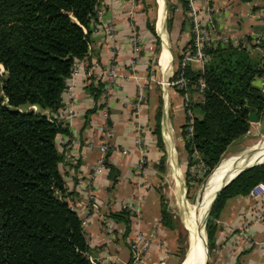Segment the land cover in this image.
I'll list each match as a JSON object with an SVG mask.
<instances>
[{
	"label": "crops",
	"instance_id": "crops-1",
	"mask_svg": "<svg viewBox=\"0 0 264 264\" xmlns=\"http://www.w3.org/2000/svg\"><path fill=\"white\" fill-rule=\"evenodd\" d=\"M155 2L152 25L160 42L158 51L152 50L155 38L147 29L141 3L101 0L85 67L67 81L60 120L67 125L69 135L58 136L56 142L63 156V179L72 194L70 204L81 220L90 260L95 264H131L134 241L139 238L143 244L151 234L155 238L143 264H175L178 257L179 232L163 185L167 172L175 179L179 158L187 154L184 99L171 82L191 41L192 27L189 10L184 13L177 1L172 6L176 13L169 29L165 0ZM195 8L203 26L213 24L214 29L209 30L212 46L241 45L252 57L260 58L254 36L264 33V0H210L207 4L197 0ZM109 25L115 30L112 39L106 33ZM111 64L119 74L113 91L107 99L101 94L95 101L90 89L103 84L97 75ZM189 65L201 71L199 65ZM253 85L258 87V78ZM139 91L142 99L138 110ZM249 124L250 128L264 126V116ZM109 167L116 171L112 173L115 182L109 177ZM162 204L171 213L174 228L163 224ZM260 207L262 220L255 222V203L248 195L225 202L214 219L216 232L208 264H264V197ZM122 213L125 217L121 220L111 216ZM107 221L113 224L112 230Z\"/></svg>",
	"mask_w": 264,
	"mask_h": 264
},
{
	"label": "trees",
	"instance_id": "trees-1",
	"mask_svg": "<svg viewBox=\"0 0 264 264\" xmlns=\"http://www.w3.org/2000/svg\"><path fill=\"white\" fill-rule=\"evenodd\" d=\"M177 1L186 13V0ZM100 3L0 0V264H95L81 220L70 204L72 194L63 179V156L56 140L69 135L60 120L67 81L75 62L87 57ZM167 26L172 27L171 18ZM147 29L158 51L159 38L149 21ZM260 47L264 50V42ZM203 50L207 60L202 71L188 65L186 88L175 89L181 96L189 95L188 109L198 114L193 117L192 136H186L184 125L183 138L187 154L200 157L208 176L229 146L248 133L244 108H254L258 120L264 116V94L253 85L262 75L263 59L252 57L241 45H210ZM200 78L205 84L202 94L197 88ZM90 92L97 101L103 84L97 83ZM193 95L200 99L194 101ZM155 134L161 145L159 131ZM109 169L115 182L112 173L116 171ZM259 183H264V164L239 176L215 199L205 228L209 255L216 232L214 219L225 202L247 196ZM111 216L121 220L125 214ZM161 220L174 228L165 204Z\"/></svg>",
	"mask_w": 264,
	"mask_h": 264
},
{
	"label": "built area",
	"instance_id": "built-area-1",
	"mask_svg": "<svg viewBox=\"0 0 264 264\" xmlns=\"http://www.w3.org/2000/svg\"><path fill=\"white\" fill-rule=\"evenodd\" d=\"M206 4L210 0H202ZM189 13L191 16V30H192V38H191V44L187 47L183 57L181 58L177 71L175 75L173 76L171 85L173 87H176L177 89L184 90L187 85V79L184 77V70L189 65V63L197 64L201 67V71L203 69V66L207 60L206 53L204 52L203 48L206 46L211 45V37L209 35V30H213V24L208 22L207 26H203L200 18L197 15V10L195 8V3L197 0H186ZM115 30L114 28L109 25L106 27V33L107 36L112 39L114 37ZM264 42V33L257 34L254 36V44L256 46V49L258 50L260 57L263 59L262 62V75L258 78L259 85L257 88H259L264 94V50L260 47V45ZM137 39L134 40V45L137 48L138 46ZM84 60H80L75 62L72 73L70 76V80L73 79L79 71H82L84 69ZM98 78H100L103 82V96L107 99L111 92L113 91V87L115 84L116 79L119 77L118 70L114 64H111L106 70L103 72L98 73ZM197 88L198 93L202 94L205 84L203 80L200 78L197 81ZM142 99L141 91L138 92L137 96V109H140V102ZM184 99V107L187 113V120L185 123V133L188 138L192 136L193 132V116L191 115V111L188 109L189 105V95L187 93L183 94ZM34 111H37L35 107H32ZM137 144H140V141H137ZM106 147L102 148V151H105ZM248 197L252 199L255 203L256 207V218L255 222H260L262 220V208L260 207L262 204V199L264 197V183H259L255 185L248 193ZM107 225V228L109 230H112L113 224L111 222H105ZM155 238V235L151 234L148 236V240L141 244L140 239L137 238L136 241H134L132 247H131V264H143L144 261V254L147 252L148 248L150 247L151 242ZM262 246V255L264 256V243H261Z\"/></svg>",
	"mask_w": 264,
	"mask_h": 264
},
{
	"label": "rangeland",
	"instance_id": "rangeland-1",
	"mask_svg": "<svg viewBox=\"0 0 264 264\" xmlns=\"http://www.w3.org/2000/svg\"><path fill=\"white\" fill-rule=\"evenodd\" d=\"M137 2L141 3L143 7V11L146 14L147 21H149L150 24L154 25L155 14H156L155 0H137ZM176 2H177L176 0H165L166 19L168 18L172 19L174 17V13L176 12L175 10H171L170 5L174 7ZM185 19L189 21V17L185 16ZM174 35L175 33L172 36ZM170 42L171 44L173 43L172 41ZM153 44H156L155 39L153 40ZM152 50L153 51L156 50L155 45L152 47ZM156 57H157V53L154 54V58ZM156 66L157 64L154 65V67ZM1 72H3V70H1ZM199 99H200L199 96L193 95L194 101H197ZM191 115L193 117L198 116V114L193 113V111H191ZM263 138H264V126H261L260 128H258V126H251L247 134H245L242 138L234 141L229 146V148L227 149V151L225 152L222 158L226 159V158H229L230 156L238 154L241 151L248 149L249 147L255 145L257 141ZM174 156H175V153H174ZM182 156L183 157H181V159L179 158V163L181 164L179 169H177V165H176L175 179L171 177V174L169 172H167L165 176V184L163 185L164 195L166 196L167 204L170 210L172 211L173 216L175 217V225H176V229L179 232V240L182 242L180 245V247L182 248V251L179 253L175 264L183 263L184 258H185L184 254L187 250V246L185 245L186 246L185 248V246L183 245L184 237L187 235L186 230L183 227L184 226L183 224H187L186 216H188L197 198L198 199L202 198L201 194L205 188V185L208 181L209 176L212 173L211 172L208 176L205 175L206 172L208 171V168L201 161L200 157L196 153L192 155V158L189 157V155L186 154L185 152ZM212 176H214V174ZM214 183L215 182L212 181L211 179L208 181L207 185L208 184L212 185ZM187 212L188 214H186ZM177 213L179 216L177 215ZM205 218H204V221H205ZM180 221H182L183 224ZM198 233L200 236L201 232L198 231ZM204 252L205 251L203 248V253L199 261V264H202V258L204 256Z\"/></svg>",
	"mask_w": 264,
	"mask_h": 264
},
{
	"label": "water",
	"instance_id": "water-1",
	"mask_svg": "<svg viewBox=\"0 0 264 264\" xmlns=\"http://www.w3.org/2000/svg\"><path fill=\"white\" fill-rule=\"evenodd\" d=\"M170 8H171V10H173L172 5H170ZM158 12H159V9H158ZM244 109L248 113L249 123H258L259 120H258L257 111L254 108L249 107V106H246ZM259 158L264 159V138L257 141V143L255 145H253L252 147H250L249 149H245V150L241 151L240 153H238V155L232 156V157L227 159V161H231L230 166H229V167H231V169L229 171H225L224 173H222L220 175L219 180L217 181V183L214 187L215 191H213V192L210 191V193L208 195L209 197L207 198V199L212 198V201H211V204H210L209 209L207 211V215H206L205 222H204L205 255L202 258V264H208V261H209V253H208V248H207V234H206L205 226H206L207 220L209 218V214L211 212V209H212V206L214 204L215 199L221 194V192L223 190L228 188L239 176H241L242 174L246 173L247 171H249V170H251L257 166L263 165L264 160L259 161V163H256ZM223 161L224 160L222 158L220 160V162L217 164V166L214 168V170L212 171L211 175L217 169H219L221 166H223L222 165ZM208 180H209V178H208ZM201 202H202V200H201ZM185 230H186V228H185ZM194 242L195 241L191 238V236H188V234H187L186 235L187 251L192 252L193 254L197 248V245ZM199 261H200V259L198 258L197 264L199 263Z\"/></svg>",
	"mask_w": 264,
	"mask_h": 264
},
{
	"label": "bare ground",
	"instance_id": "bare-ground-1",
	"mask_svg": "<svg viewBox=\"0 0 264 264\" xmlns=\"http://www.w3.org/2000/svg\"><path fill=\"white\" fill-rule=\"evenodd\" d=\"M236 155H238V154H235L233 156H236ZM230 157H232V156H230ZM227 159L228 158H226V159L223 158V160H224L223 164H222L223 166H221L219 169H217L213 173L214 176H212L213 175L212 174L209 177V180L212 179V181H214L215 183L212 184V185H210V184L207 185L209 180L207 181V183H206L207 186L205 185V188H204V190H203V192L201 194L202 198L201 199L197 198V200L194 203V205H193L191 211L189 212V214H188V212L186 213V214H188V216H186L187 217L186 218L187 219V224H183V223L182 224L186 228V232H187L188 236H191V238L195 241L194 243H196L197 248H196V251L194 252V254L192 252H189V251L186 250L185 258H184V261H183L182 264H197L198 258L201 259V256H202V253H203V248H205V234H204V224H203V222H205L204 218L207 215V211H208L209 206H210L211 201H212V198L211 199H207V198L209 197L208 195H209L210 191L211 192L215 191L214 187H215L217 181L219 180L220 175L222 173H224L225 171H229L231 169V167H229L231 161H227ZM263 160L264 159H260L259 158L256 163H259V161H263ZM201 200H202V202H201ZM203 209H204V211H203ZM202 211H203V213H202ZM201 213H202V215H201ZM200 215H201V217H200ZM198 231L201 232L200 236H199ZM204 251H205V249H204Z\"/></svg>",
	"mask_w": 264,
	"mask_h": 264
}]
</instances>
